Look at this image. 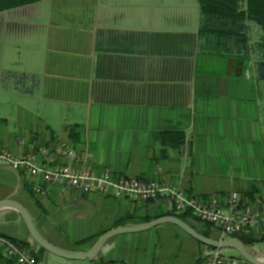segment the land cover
<instances>
[{
	"label": "crops",
	"instance_id": "1",
	"mask_svg": "<svg viewBox=\"0 0 264 264\" xmlns=\"http://www.w3.org/2000/svg\"><path fill=\"white\" fill-rule=\"evenodd\" d=\"M200 18L198 0H42L1 11L0 149L21 154L67 142L78 155L73 165L97 175L157 181L199 201L217 199L225 211L238 193L256 207L264 201L259 86L243 75V61L202 47ZM42 182L0 163V202L27 209L39 233L65 251L88 252L113 229L178 216L168 200L57 186L40 196L34 187ZM185 222L222 239L199 219ZM0 235L38 264H198L207 248L162 224L113 237L95 259L70 261L41 248L10 208L0 210ZM245 238L263 261L264 236ZM0 264L16 263L0 251Z\"/></svg>",
	"mask_w": 264,
	"mask_h": 264
},
{
	"label": "built area",
	"instance_id": "2",
	"mask_svg": "<svg viewBox=\"0 0 264 264\" xmlns=\"http://www.w3.org/2000/svg\"><path fill=\"white\" fill-rule=\"evenodd\" d=\"M253 66V62H250L245 77H251ZM21 144L25 143L22 141ZM60 158L71 162L61 163ZM77 158L76 151L67 142H60L55 148L32 145L28 153L21 154H14L6 148L0 149L1 164L43 181V184L34 187L35 193L40 196L46 194V186H57L75 189L85 194L110 195L114 199L123 198L136 202L168 200L176 215H189L219 231L222 235L220 241H225V237L240 235L254 238L264 236V201H257L254 207L245 202L238 193H233L226 201L228 211H225L217 199L209 203L199 201L195 196H188L177 187L157 181L145 182L132 177L117 179L109 172L97 175L90 168L80 169L73 165ZM241 204L245 209L237 211ZM0 251L16 261V264H38L32 252H29L19 241L1 235ZM200 261L201 264H248L247 260L241 257L226 256L222 250L212 247L206 248Z\"/></svg>",
	"mask_w": 264,
	"mask_h": 264
},
{
	"label": "trees",
	"instance_id": "3",
	"mask_svg": "<svg viewBox=\"0 0 264 264\" xmlns=\"http://www.w3.org/2000/svg\"><path fill=\"white\" fill-rule=\"evenodd\" d=\"M39 1L42 0H0V12ZM198 2L201 17L199 37L202 47L207 52L243 61V75L250 62H253L251 77L258 83L260 99L264 104V0ZM187 216L189 215L176 217L185 221ZM239 238L245 245L250 242L245 237ZM198 264H201V261Z\"/></svg>",
	"mask_w": 264,
	"mask_h": 264
},
{
	"label": "water",
	"instance_id": "4",
	"mask_svg": "<svg viewBox=\"0 0 264 264\" xmlns=\"http://www.w3.org/2000/svg\"><path fill=\"white\" fill-rule=\"evenodd\" d=\"M10 208L19 213V215L22 217L24 222L26 223V227L33 238V240L44 250L47 252L60 257L62 259L70 260V261H86V260H92L97 257L101 249L104 247V245L113 237L122 235V234H133V233H139L148 231L151 229H154L155 227L162 225V224H172L180 229H182L185 233H187L189 236L197 240L198 242L202 243L208 248H214V249H233L235 250L238 255L243 258L244 260H247L250 264H264V260H260L257 257H255L247 248L244 246L242 242L239 240H225V241H219L214 240L208 237H205L201 235L196 229H194L190 224L185 222L184 220L176 217V216H165L158 218L154 221H151L149 223H146L144 225L140 226H132V227H119L116 229H113L104 235L99 239V241L96 243V245L88 252H70L65 251L62 249H59L58 247H55L50 242H48L37 230L34 221L32 217L30 216L27 209H25L20 204L13 202V201H3L0 202V210Z\"/></svg>",
	"mask_w": 264,
	"mask_h": 264
},
{
	"label": "rangeland",
	"instance_id": "5",
	"mask_svg": "<svg viewBox=\"0 0 264 264\" xmlns=\"http://www.w3.org/2000/svg\"><path fill=\"white\" fill-rule=\"evenodd\" d=\"M237 237H239V236H237ZM228 238H231V237H228ZM222 252L230 254V255H233V256H238V253L235 250H233V249H229V248L228 249H223Z\"/></svg>",
	"mask_w": 264,
	"mask_h": 264
}]
</instances>
